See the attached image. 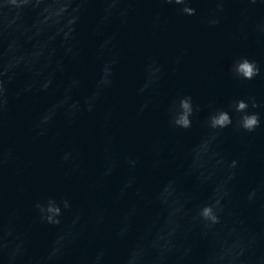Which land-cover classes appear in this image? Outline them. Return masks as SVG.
<instances>
[{
	"label": "water",
	"instance_id": "water-1",
	"mask_svg": "<svg viewBox=\"0 0 264 264\" xmlns=\"http://www.w3.org/2000/svg\"><path fill=\"white\" fill-rule=\"evenodd\" d=\"M66 2L44 0L47 21L31 7L14 24L0 15V236L22 246L18 264H90L101 250L104 264L130 253L174 264L163 253L200 229L198 210L232 159L245 162L208 235L264 228V195L247 199L264 181V106L249 107L261 117L254 133L223 129L219 156L194 166L213 111L250 97L264 105V0H185L194 15L174 0H71L63 11ZM241 57L260 67L254 79L230 72ZM185 94L200 110L190 129H170L169 105ZM50 197L70 202L59 224L35 208ZM193 242L187 264H202L208 243Z\"/></svg>",
	"mask_w": 264,
	"mask_h": 264
},
{
	"label": "clouds",
	"instance_id": "clouds-1",
	"mask_svg": "<svg viewBox=\"0 0 264 264\" xmlns=\"http://www.w3.org/2000/svg\"><path fill=\"white\" fill-rule=\"evenodd\" d=\"M173 2V0H168ZM178 5L184 4L182 11L188 15H194L195 10L188 7L185 0H174ZM44 0H0V15H8L14 13L10 24H14L20 17L23 10L31 7L38 12L41 20L47 21L51 19L50 9L43 6ZM71 0H67L63 6V11H67L71 7ZM216 21H213L215 23ZM180 59L177 58L176 64ZM157 72L159 69L156 70ZM230 72L237 80H252L260 74V67L254 61H250L246 57L233 62ZM144 89H141L143 91ZM7 97L3 82L0 81V112L7 106ZM255 109L264 105L258 104L254 97L249 100H235L229 105L230 110L216 109L207 118V127L212 130V135L208 137L201 145L202 151H198L194 156V166L202 169L209 163L208 157L219 156V153L213 152V145L222 133V130L233 126L237 133H254L261 126V117L257 112H250L249 107ZM147 107L142 105L141 111ZM199 106L195 105L191 95L185 94L174 99L168 109V127L173 130L190 129L193 124V117L199 111ZM230 112L239 114L235 122ZM250 144L245 146V155L251 151ZM67 159V157H65ZM244 158L232 159L226 165L225 180L217 187L216 195L209 203L202 205L198 210V219L201 227L198 231L193 230L182 237L176 238L166 252L163 253L164 260L171 256L174 257V264H187L192 255L194 235L200 240L207 241L209 250L203 258L202 264H264V228L249 234L247 238L232 236L223 242L214 240L208 233L215 225L220 223V214L223 211V202L229 196L228 185L237 178L244 165ZM217 166L224 165L222 158L216 159ZM264 195V181H261L257 187L252 188L248 193V201L254 203L258 196ZM70 207V202L65 198L57 200L50 197L45 201L37 202L35 208L40 218L48 224H59L60 217L65 209ZM259 222L264 224V208H261ZM22 253L20 244H13L3 236H0V259L5 264H18ZM49 259H52L50 256ZM90 264H104V253L101 250L96 257L92 259ZM123 264H141L137 259L134 261L130 253L125 258ZM163 264V262H158Z\"/></svg>",
	"mask_w": 264,
	"mask_h": 264
}]
</instances>
